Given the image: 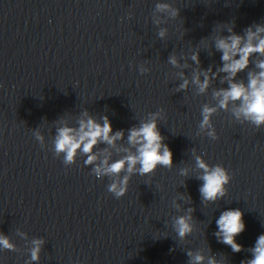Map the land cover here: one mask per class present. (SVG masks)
Listing matches in <instances>:
<instances>
[{
  "label": "water",
  "instance_id": "obj_1",
  "mask_svg": "<svg viewBox=\"0 0 264 264\" xmlns=\"http://www.w3.org/2000/svg\"><path fill=\"white\" fill-rule=\"evenodd\" d=\"M256 23L264 24V0H0V233L14 246H0V264H190L189 251L204 264H246L264 233V125L237 118L240 101L219 107L225 73L203 93L192 80L222 66L217 37ZM258 59L237 81L259 71ZM205 106L216 109V138L200 127ZM85 112L124 130L116 147L95 146L112 160L131 147L127 130L158 114L172 166L131 173L127 193L115 197L107 186L125 172L97 178L85 154L65 165L53 150L57 129L77 127ZM197 156L232 176L215 202L199 192ZM229 208L244 213L239 252L215 235ZM187 215L192 232L180 238L174 222ZM34 240L42 241L37 261Z\"/></svg>",
  "mask_w": 264,
  "mask_h": 264
},
{
  "label": "clouds",
  "instance_id": "obj_2",
  "mask_svg": "<svg viewBox=\"0 0 264 264\" xmlns=\"http://www.w3.org/2000/svg\"><path fill=\"white\" fill-rule=\"evenodd\" d=\"M169 4H157L158 9H168ZM172 16L179 15L178 9H173ZM229 35L219 36L215 40V47L222 53V66L216 72L211 68L197 73L192 82L198 85L201 93L205 92L213 79L219 76V73H225L223 79L227 80L228 87L221 88L214 92V96L219 98L220 108H227L229 102L240 101L235 110L237 118L243 116L245 120L260 127L264 125V59L256 61L258 72H248V80L245 84L237 81V75L248 69L253 54L264 57V24L256 23L249 25L244 34L234 32L233 28H228ZM159 35L163 37L165 32L162 30ZM191 59L199 64V54L193 53ZM170 63L177 64L175 57H170ZM183 75V74H181ZM203 75V80L200 79ZM189 81L185 79L179 85L181 89L188 86ZM215 107L205 106L202 109L201 129L208 128V135L216 138L215 130L210 127V117L215 112ZM85 118L78 121L77 127L61 126L57 129L54 139V152L63 154L65 165L75 163L78 151L86 155L85 165H93L92 172L97 178L103 175L119 176L123 171L126 174L118 180H114L107 188L108 191L120 198L127 193L130 174L138 171L140 175H146L155 171L158 165L171 167L173 164V153L170 147L164 142L161 134L157 116L146 121H142L138 127H132L127 130V141L131 147L123 148L126 153L123 157L112 160L110 153L100 159L95 146L105 143L108 146L116 147V142L122 140L125 136L124 130L113 131V127L108 116H103L101 121H97L87 112ZM43 146L44 138L37 133L35 137ZM135 148V152H132ZM118 151L120 149H117ZM107 152V149L103 150ZM197 167L202 170L198 177L202 181L199 192L204 201L215 202L227 193L232 176L228 169L222 165H210L202 157H196ZM137 165L139 168L137 169ZM183 174H187L186 170ZM192 210L189 209V212ZM244 213L240 208H229L224 210L218 219H216L217 231L215 235L220 242L227 244L234 252H239L242 245L237 242L236 237L245 230L246 224L243 219ZM191 215L179 216L175 219L174 227L177 235L184 238L192 232ZM42 241L34 240V247L31 250V259H39L40 245ZM0 246L12 249L14 246L10 243L7 236L0 233ZM252 256L246 261V264H264V233L260 234L254 246L251 249ZM191 258L190 264H204L205 257L196 253L193 255L189 251ZM207 264H217L214 257H209Z\"/></svg>",
  "mask_w": 264,
  "mask_h": 264
}]
</instances>
